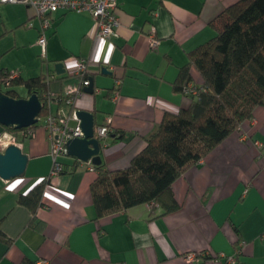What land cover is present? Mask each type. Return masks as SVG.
Listing matches in <instances>:
<instances>
[{"label":"crops","instance_id":"1","mask_svg":"<svg viewBox=\"0 0 264 264\" xmlns=\"http://www.w3.org/2000/svg\"><path fill=\"white\" fill-rule=\"evenodd\" d=\"M236 1L117 0L119 26L111 39L93 35L90 13L59 10L45 31V56L38 44L42 22L33 9L0 3V72L16 70L24 79L46 75L55 98L80 83L77 63L87 58L94 92L73 106L54 99L52 112L91 111L96 126L111 118L102 163L123 169L166 114L189 108L191 98L174 86L180 68L188 52L217 34L215 18ZM152 33L159 40L155 49ZM57 62L64 64L63 74L56 73ZM191 72L201 84L199 71L192 66ZM14 89L19 97L30 95L24 85ZM44 122L45 116L30 137L13 135L0 123V151L16 143L29 156L24 175L0 176V264H228L218 253L235 255V264H264V105L173 182L180 208L164 215L160 207L140 204L96 218L91 183L98 171L67 154L63 173L46 183L34 216L18 196L51 172Z\"/></svg>","mask_w":264,"mask_h":264},{"label":"trees","instance_id":"2","mask_svg":"<svg viewBox=\"0 0 264 264\" xmlns=\"http://www.w3.org/2000/svg\"><path fill=\"white\" fill-rule=\"evenodd\" d=\"M215 22L217 34L188 52L189 60L174 83L182 91L184 85L194 83L191 67L199 71L203 90L185 94L191 98L189 108L166 114L126 168L95 165L98 174L91 183V194L96 218L140 204L160 207L163 215L178 210L173 182L252 118L257 106L264 105V0H238L221 11ZM49 83L46 75L24 79L9 78L4 69L0 72V93L18 98L14 87L24 85L30 95L38 94L44 104L41 119L52 112L48 101L55 99L50 96ZM4 86L6 91H2ZM38 124L4 129L16 135ZM51 177L18 196V202L34 216Z\"/></svg>","mask_w":264,"mask_h":264},{"label":"built area","instance_id":"3","mask_svg":"<svg viewBox=\"0 0 264 264\" xmlns=\"http://www.w3.org/2000/svg\"><path fill=\"white\" fill-rule=\"evenodd\" d=\"M24 3L33 9L35 16L41 19V34L38 40V44L41 46V54L45 56L47 54V35L46 29L51 21V14L63 10V11H75V12H88L94 19L95 24L93 28V35L105 39H111L117 33L119 26V17L117 15V0H0V3ZM150 45L153 49L159 45V40L151 34ZM114 70L113 66L109 67ZM76 73L81 77L80 83L69 85L65 88L63 94L55 97V100H64V104L73 106L77 97L85 93L84 88L90 85L89 75V63L87 58H79L76 68ZM8 72L9 78L19 76L16 70H5ZM116 85L121 84L119 77L115 80ZM203 90L202 84H195L192 82L187 83L183 87L184 94H197ZM119 96L118 90L114 94V98ZM54 100V99H53ZM52 99L48 101L49 107L51 106ZM77 110L73 109L70 115L63 113L50 112L45 116V128L48 133L50 142V155L52 157L53 166L50 172V176H58L59 172L63 170L64 164L61 162V157L68 154L67 142L75 137H82L84 135L80 120L76 114ZM40 119V118H39ZM72 121H75L73 124ZM111 118H108L107 122L95 127V137L101 140L102 146L105 144V139L111 132L110 128ZM23 134L30 137L33 133L32 130L27 132L23 131ZM13 140L15 137H12ZM259 147H262V143H257ZM91 162V160L89 161ZM90 164V163H89ZM94 169V165L90 164ZM194 254L189 253L188 259H193ZM215 257H225L228 264H235L237 262L236 256H227L224 253H218Z\"/></svg>","mask_w":264,"mask_h":264},{"label":"water","instance_id":"4","mask_svg":"<svg viewBox=\"0 0 264 264\" xmlns=\"http://www.w3.org/2000/svg\"><path fill=\"white\" fill-rule=\"evenodd\" d=\"M55 70L58 75L65 72L64 64L57 62ZM103 73H110L108 68H102ZM85 93L94 92L93 78L90 85L84 88ZM43 102L37 93L28 97H13L5 92L0 93V123L6 127L17 129L33 126L39 121L43 109ZM84 135L75 137L67 142L68 154L82 161L91 162L94 165L102 163V144L95 137V116L93 112L79 109L76 112ZM29 156L16 144L8 145L3 152L0 151V176L9 180L25 174Z\"/></svg>","mask_w":264,"mask_h":264},{"label":"rangeland","instance_id":"5","mask_svg":"<svg viewBox=\"0 0 264 264\" xmlns=\"http://www.w3.org/2000/svg\"><path fill=\"white\" fill-rule=\"evenodd\" d=\"M23 90L26 91L25 88H23Z\"/></svg>","mask_w":264,"mask_h":264}]
</instances>
